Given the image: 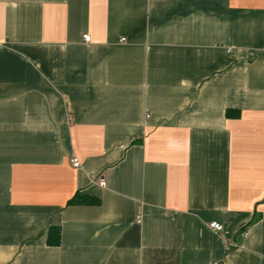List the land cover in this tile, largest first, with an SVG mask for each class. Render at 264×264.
Returning <instances> with one entry per match:
<instances>
[{
  "label": "crops",
  "instance_id": "obj_1",
  "mask_svg": "<svg viewBox=\"0 0 264 264\" xmlns=\"http://www.w3.org/2000/svg\"><path fill=\"white\" fill-rule=\"evenodd\" d=\"M0 264H264V0H0Z\"/></svg>",
  "mask_w": 264,
  "mask_h": 264
},
{
  "label": "trees",
  "instance_id": "obj_2",
  "mask_svg": "<svg viewBox=\"0 0 264 264\" xmlns=\"http://www.w3.org/2000/svg\"><path fill=\"white\" fill-rule=\"evenodd\" d=\"M230 112H228L229 114ZM69 205H99L100 204V200L98 198L89 196L87 194L78 192L75 194V196L69 201L68 203ZM51 236H53V240L51 241V244L53 245H58L60 242V232L59 230H51L50 232ZM55 234V235H54Z\"/></svg>",
  "mask_w": 264,
  "mask_h": 264
},
{
  "label": "built area",
  "instance_id": "obj_3",
  "mask_svg": "<svg viewBox=\"0 0 264 264\" xmlns=\"http://www.w3.org/2000/svg\"><path fill=\"white\" fill-rule=\"evenodd\" d=\"M83 39L85 40V42H90L91 41V36L86 34L83 36ZM74 166L75 167H79L80 166V162L79 160H74ZM102 185H104V181L102 180L101 182ZM211 228H213L216 232H222L223 231V226L221 224H219L218 222H213L211 224Z\"/></svg>",
  "mask_w": 264,
  "mask_h": 264
}]
</instances>
